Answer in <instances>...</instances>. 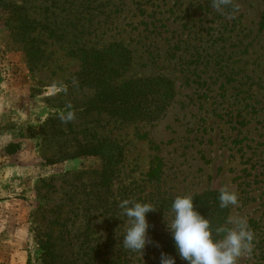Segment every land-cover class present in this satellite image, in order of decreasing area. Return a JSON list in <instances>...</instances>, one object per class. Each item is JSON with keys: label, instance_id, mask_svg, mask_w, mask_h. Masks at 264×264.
<instances>
[{"label": "rangeland", "instance_id": "374dc122", "mask_svg": "<svg viewBox=\"0 0 264 264\" xmlns=\"http://www.w3.org/2000/svg\"><path fill=\"white\" fill-rule=\"evenodd\" d=\"M57 1L42 22L58 36L42 32L46 57L36 65L0 17V264H43L48 237L74 264L91 248L118 249L116 239L126 249L143 239L146 256L161 226L177 224L162 199L209 190L225 193L231 214L207 264H264V0ZM116 42L134 58L124 80H174L177 97L160 119L129 124L92 109L96 91L80 86L69 52ZM104 138L125 151L111 189L125 209L113 218L101 215V161L80 153ZM126 198L144 200V218L128 214Z\"/></svg>", "mask_w": 264, "mask_h": 264}, {"label": "trees", "instance_id": "16d2710c", "mask_svg": "<svg viewBox=\"0 0 264 264\" xmlns=\"http://www.w3.org/2000/svg\"><path fill=\"white\" fill-rule=\"evenodd\" d=\"M57 2L45 0L34 7L27 0H0L3 26L10 32L13 43L29 64L36 65L46 57L43 31H47L48 39L58 36L49 24L42 22L48 20V13L55 14L50 11L56 7ZM56 10L60 8L56 7ZM259 28L264 31V14ZM69 55L79 57L81 66L77 76L80 86L96 91L90 105L98 113L135 124L160 119L175 102L177 88L174 80L168 76L158 74L124 80L133 66L134 58L128 47L121 43H111L99 49H72ZM80 153L97 157L101 161L99 169L94 171L100 189L98 199L101 215L116 217L119 209H125V206L121 205L119 199L117 201V198H112L111 189L124 161V148L117 142L104 138L96 144L82 146ZM156 164V167L152 166L150 169V180L160 179L162 163L156 160ZM126 201H129V206L135 205L128 214L144 218V200L141 205L133 204V199L130 198H126L124 202ZM160 205V209L165 211L164 215L170 210L175 211L177 224L166 229L165 225L161 226L158 248L152 243L153 240H148L147 243L152 244L145 246V252L150 249L153 252L144 256L143 239H130L127 249L123 240L116 239L113 244L118 249L110 247V252H103L99 248H91L95 255L90 256L85 264H207V251L223 236L229 222L231 204L225 193L209 190L180 201L164 197ZM39 245L43 251V264H74L73 261L64 260L55 251L56 245L49 237L39 241ZM104 247H108V244Z\"/></svg>", "mask_w": 264, "mask_h": 264}]
</instances>
